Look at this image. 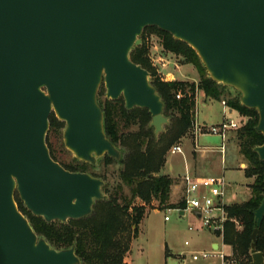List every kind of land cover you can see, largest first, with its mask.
Returning a JSON list of instances; mask_svg holds the SVG:
<instances>
[{
  "label": "water",
  "instance_id": "water-1",
  "mask_svg": "<svg viewBox=\"0 0 264 264\" xmlns=\"http://www.w3.org/2000/svg\"><path fill=\"white\" fill-rule=\"evenodd\" d=\"M148 26L189 44L215 82L258 111L264 135V0H0V264H82L75 245L58 249L35 231L16 193L47 222L84 218L107 198L101 177L52 157V113L65 146L92 165L122 157L105 131L101 85L127 109H148L156 136L165 131V102L131 58ZM255 150L264 161V142ZM254 214L252 264H264V198Z\"/></svg>",
  "mask_w": 264,
  "mask_h": 264
},
{
  "label": "trees",
  "instance_id": "trees-1",
  "mask_svg": "<svg viewBox=\"0 0 264 264\" xmlns=\"http://www.w3.org/2000/svg\"><path fill=\"white\" fill-rule=\"evenodd\" d=\"M147 33L159 36L164 50L181 55L184 63L195 64L200 72L199 82L161 79L149 57V47L145 41ZM131 58L148 69L154 77L152 83L165 102V114L170 116V122L165 126V131L156 136L154 127L150 125L152 115L148 109H127L123 97L118 100H99L104 111L105 131L122 151L119 161L106 154L100 162L103 161L106 165L121 164V183L112 191L105 183L103 191L107 198L96 201L90 215L67 222H47L43 217L35 216L24 206L16 193L20 210L28 217L35 231L58 249L75 245L82 264H124L125 254L129 251L132 239L129 235L124 241L121 234L129 229L128 217L132 220V230L137 233L145 216L146 203L156 199L163 208L185 207V200L170 202L173 179L162 173L167 154L173 145L194 128L197 92L202 90L207 97L221 100L225 98L224 91L228 88L209 76L197 52L189 44L175 39L171 33L157 26L144 29L142 43L133 48ZM179 92L182 93L180 98L177 97ZM104 94L106 89L101 85L98 99ZM225 100L246 118L243 125L232 132V137L237 141L239 151L247 161L246 176L252 177L254 181L249 185L251 195L248 200L227 205L229 219L225 223L224 242L233 249V264H252V233L256 227L254 210L264 198V161L260 159L255 147L264 142V135L256 128L259 121L256 109L241 104L238 95ZM133 126L137 129L132 130ZM64 127L65 123L52 113L50 128ZM51 154L58 161L52 150ZM63 165L72 171H88L92 167L84 161H79L75 166ZM96 175L105 180V175ZM125 185L129 187L130 194L124 193ZM138 199L142 200L143 204L136 205ZM130 208L134 209V214L128 213ZM257 239L256 250L264 253V219L259 227ZM226 258L228 260L229 256Z\"/></svg>",
  "mask_w": 264,
  "mask_h": 264
},
{
  "label": "rangeland",
  "instance_id": "rangeland-1",
  "mask_svg": "<svg viewBox=\"0 0 264 264\" xmlns=\"http://www.w3.org/2000/svg\"><path fill=\"white\" fill-rule=\"evenodd\" d=\"M145 41L149 47V57L152 66L156 68V73L161 79L170 81L182 78L186 79L185 81L193 82L194 80L191 79L195 78V82H199L200 72L196 65L184 63L181 55L164 50L159 36L155 33H147ZM153 79L154 77L150 75L151 82ZM237 95L238 92L232 88H227L224 91V97L227 99ZM105 98H107L106 94L102 95L99 100L104 101ZM219 100L214 99L212 102L213 106L198 107L195 111V120L200 124L206 123L208 126L217 124L215 122L220 117V111L218 110V106H220ZM230 116L236 119H241L242 117L237 110ZM131 129L135 130L137 127L133 126ZM63 130L64 128H50L47 135L48 144L60 163L75 166L79 164V160L65 146ZM232 132H230L225 142L224 153H217L209 164L212 167L207 166L206 168L207 171H212L213 174H223L225 176L227 181L226 202L228 205L248 200L251 195L249 185L254 181L252 177L246 176L245 168L248 164L241 155L238 143L232 137ZM196 139L197 145L202 148H219L222 145L220 136L208 132L197 135ZM194 140L193 128L178 143L183 144L182 146L186 152L187 144L190 143L192 147ZM167 161V164L165 163V171L169 172L174 178L183 176L185 170L183 154H172L169 150ZM243 164H246V166ZM170 165H173V170H170ZM121 169V164L106 165L102 161L97 168L90 167L88 171L105 175V181L110 191H112L117 184L121 183L119 175ZM124 193L130 194V189L126 185L124 186ZM177 198L178 196H174L175 200ZM135 204L141 205L143 201L138 199ZM145 208V216L139 224L137 233L131 228V217L127 218L129 229L121 234V238L125 241L131 235L132 240L129 251L125 254L127 262H124V264H222L220 257L214 255L208 259H193L192 254L194 252L201 253L206 251L213 253L212 243L220 238L214 231L203 227L191 211H187L183 215L177 209L169 212L167 208L160 207V203L156 199L151 203H146ZM128 213L134 214V209L130 208ZM167 215L169 216L168 220L165 219ZM186 240L189 241L188 245L185 243ZM224 252L228 253L230 249L226 247ZM180 256H184V261H180ZM232 257L233 255L229 256L228 260L225 258V264H233Z\"/></svg>",
  "mask_w": 264,
  "mask_h": 264
},
{
  "label": "built area",
  "instance_id": "built-area-1",
  "mask_svg": "<svg viewBox=\"0 0 264 264\" xmlns=\"http://www.w3.org/2000/svg\"><path fill=\"white\" fill-rule=\"evenodd\" d=\"M153 62V61H152ZM154 64V63H153ZM182 93L179 92L177 97L180 98ZM225 105V117L217 124L208 126L206 123H194V134L195 136L203 133H211L220 136L222 139V145L219 147V151L224 153L225 142L228 139L230 132L238 130L246 120L245 117L236 119L231 117L235 112L226 100H223ZM181 143L173 145L170 149V153H183ZM184 182L186 184L185 191V207L183 210L191 211L195 214L201 225L209 230L217 233L218 237L224 241L225 223L229 219L227 212V181L223 174L210 175V176H195L190 172H187L184 176ZM173 209L182 210L181 208H167L170 212ZM200 214V216H198ZM166 220L169 219L167 215ZM191 229H193L191 227ZM189 242L186 241V244ZM219 255L225 264V254L223 251L201 252L193 253L192 257L194 260L208 259L212 255Z\"/></svg>",
  "mask_w": 264,
  "mask_h": 264
},
{
  "label": "crops",
  "instance_id": "crops-1",
  "mask_svg": "<svg viewBox=\"0 0 264 264\" xmlns=\"http://www.w3.org/2000/svg\"><path fill=\"white\" fill-rule=\"evenodd\" d=\"M172 80H174V79H172ZM178 80H184L185 81L186 79H182V78L180 79L179 78ZM191 80L196 81L195 78H193ZM225 98L219 100L220 106H218V108H219L218 110L220 111V117L217 120V122H215V123H220L225 117V108L226 107L223 104V100H225ZM213 100H214L213 98L207 97L205 95L204 91L199 90L197 92V96H196V109L198 107H200V106L205 107V108L209 107L210 105L213 106L212 105ZM204 121L207 122L206 120H204ZM196 141H197V139H196V136H195V140H194V142H192V147H191L190 143L187 144L186 152L184 151V148L182 146L184 152L181 153V154H183L184 159H185V170H184L183 176H181L180 178L172 177L169 172L165 171V166H164V170H162V173L168 174L173 179V184L171 186V196H170V202L171 203H178L181 200H184L185 191H186V184L184 182V176H185V174L187 172H190L191 174H193L195 176L219 175V174H213L212 171L209 172L206 169L207 166L212 167L209 164L213 161L212 158L216 157V154L221 152V151H219V148H208V147L207 148L206 147L202 148V147H199L197 145ZM181 145H183V144L181 143ZM167 162H166V164H167ZM243 165L246 166V164H243ZM170 170H173V165H170ZM174 196H178V198L175 200ZM181 209L182 210H179L180 214L183 215V214H185L187 212V210H183V208H181ZM186 241H188V240H186ZM215 244H218V248H214ZM212 247H213L214 251L218 250V251H223V252H224V248L228 247L230 249V252H228V253L224 252L225 256H232L233 255L232 247L227 245L224 241H222L220 239H218V241H214L212 243ZM214 256L220 257L217 254L214 255ZM184 259H185L184 256H180V261L181 260L184 261ZM220 260H222L221 257H220ZM125 262H127V260H125ZM210 264H214V263H210ZM222 264H223V262H222Z\"/></svg>",
  "mask_w": 264,
  "mask_h": 264
},
{
  "label": "flooded vegetation",
  "instance_id": "flooded-vegetation-1",
  "mask_svg": "<svg viewBox=\"0 0 264 264\" xmlns=\"http://www.w3.org/2000/svg\"><path fill=\"white\" fill-rule=\"evenodd\" d=\"M77 159V158H76ZM115 159V158H114ZM117 160V159H116ZM79 161H81V160H79ZM117 161H119V160H117ZM59 162V161H58ZM87 163V162H86ZM101 162H100V160H99V162H98V164L97 165H92V164H90V163H88V164H90L93 168H97L98 166H99V164H100ZM62 164V163H61ZM63 165V164H62ZM64 166V165H63ZM65 167V166H64ZM66 168V167H65ZM66 169H68V168H66ZM68 170H70V169H68ZM72 171V170H71ZM81 172H89V171H81ZM89 173H91L92 175H94V173H92V172H89ZM94 176H97L96 174L94 175ZM99 177V176H98ZM103 179V178H102ZM104 180V179H103ZM105 181V180H104ZM106 183V182H105ZM105 185V184H104ZM104 187V186H103Z\"/></svg>",
  "mask_w": 264,
  "mask_h": 264
}]
</instances>
